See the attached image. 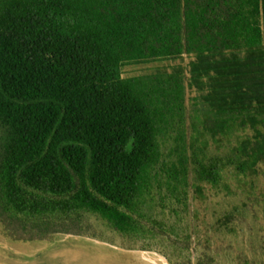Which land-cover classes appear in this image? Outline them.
I'll return each mask as SVG.
<instances>
[{"label":"trees","instance_id":"16d2710c","mask_svg":"<svg viewBox=\"0 0 264 264\" xmlns=\"http://www.w3.org/2000/svg\"><path fill=\"white\" fill-rule=\"evenodd\" d=\"M150 59L204 148L237 135L239 168L260 173L264 0H0V237L31 241L46 214L82 208L131 227L121 208H135L159 149L120 68Z\"/></svg>","mask_w":264,"mask_h":264},{"label":"rangeland","instance_id":"374dc122","mask_svg":"<svg viewBox=\"0 0 264 264\" xmlns=\"http://www.w3.org/2000/svg\"><path fill=\"white\" fill-rule=\"evenodd\" d=\"M165 65L150 59L120 68L148 105L159 149L135 208H121L131 227L87 208L46 214L48 226L31 241L0 237V264H264V164L258 175L239 168L237 135L205 149L209 138L198 140L193 113L169 102L155 80Z\"/></svg>","mask_w":264,"mask_h":264}]
</instances>
